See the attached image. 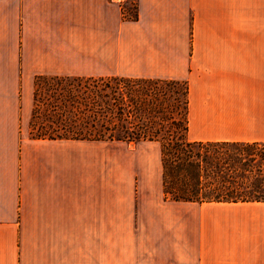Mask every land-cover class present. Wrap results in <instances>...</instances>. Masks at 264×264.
<instances>
[{"label":"crops","instance_id":"obj_1","mask_svg":"<svg viewBox=\"0 0 264 264\" xmlns=\"http://www.w3.org/2000/svg\"><path fill=\"white\" fill-rule=\"evenodd\" d=\"M128 5L0 0V264H264V202L168 199L160 141L33 135L39 76H125L188 80L192 140L264 142V0Z\"/></svg>","mask_w":264,"mask_h":264},{"label":"trees","instance_id":"obj_2","mask_svg":"<svg viewBox=\"0 0 264 264\" xmlns=\"http://www.w3.org/2000/svg\"><path fill=\"white\" fill-rule=\"evenodd\" d=\"M39 138L162 143L168 199L264 202V142L192 140L188 80L39 76Z\"/></svg>","mask_w":264,"mask_h":264},{"label":"rangeland","instance_id":"obj_3","mask_svg":"<svg viewBox=\"0 0 264 264\" xmlns=\"http://www.w3.org/2000/svg\"><path fill=\"white\" fill-rule=\"evenodd\" d=\"M136 4H137V0H130L129 1L128 6H129L130 10H129L128 15H132V16L136 15ZM36 87H37V84H36ZM31 131L33 134L38 133V127L36 129L33 128V118H32V122H31ZM105 169H107V167Z\"/></svg>","mask_w":264,"mask_h":264},{"label":"built area","instance_id":"obj_4","mask_svg":"<svg viewBox=\"0 0 264 264\" xmlns=\"http://www.w3.org/2000/svg\"><path fill=\"white\" fill-rule=\"evenodd\" d=\"M121 3L129 2L130 0H119Z\"/></svg>","mask_w":264,"mask_h":264}]
</instances>
